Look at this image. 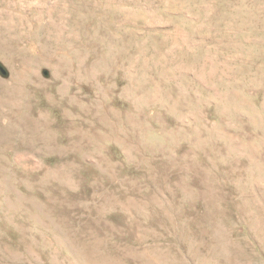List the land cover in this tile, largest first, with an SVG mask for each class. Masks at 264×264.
I'll return each mask as SVG.
<instances>
[{
    "label": "rangeland",
    "instance_id": "rangeland-1",
    "mask_svg": "<svg viewBox=\"0 0 264 264\" xmlns=\"http://www.w3.org/2000/svg\"><path fill=\"white\" fill-rule=\"evenodd\" d=\"M0 264H264V0H0Z\"/></svg>",
    "mask_w": 264,
    "mask_h": 264
}]
</instances>
